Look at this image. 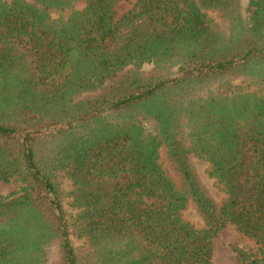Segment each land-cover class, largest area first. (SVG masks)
Returning <instances> with one entry per match:
<instances>
[{"label": "trees", "instance_id": "trees-1", "mask_svg": "<svg viewBox=\"0 0 264 264\" xmlns=\"http://www.w3.org/2000/svg\"><path fill=\"white\" fill-rule=\"evenodd\" d=\"M123 1L0 0V264H264V0Z\"/></svg>", "mask_w": 264, "mask_h": 264}, {"label": "rangeland", "instance_id": "rangeland-1", "mask_svg": "<svg viewBox=\"0 0 264 264\" xmlns=\"http://www.w3.org/2000/svg\"><path fill=\"white\" fill-rule=\"evenodd\" d=\"M242 4L247 7L250 0H241ZM132 8L130 2L123 1L118 3L115 6V12L118 17L122 16L126 12H128ZM197 170L200 175V178L207 188V190L212 195V198L216 200H220L221 194L215 185L214 181L208 176V165L203 161H197ZM64 189L67 193L71 191L69 183H64ZM19 190V185L15 182H11L9 184L0 183V195L8 196ZM70 198L66 199V207L68 211V218L70 219L76 212L70 206ZM185 219L195 225L196 227H202L203 223L197 213L193 209H189L185 213ZM71 222V220H70ZM71 233L73 236V240L76 245H80L81 241L77 239L76 230L74 227L71 229ZM239 247L243 248L247 251L257 252V245L247 237L240 234L235 227L227 226L224 228L218 236L213 240V263L214 264H238L236 260V253L234 252V248Z\"/></svg>", "mask_w": 264, "mask_h": 264}]
</instances>
